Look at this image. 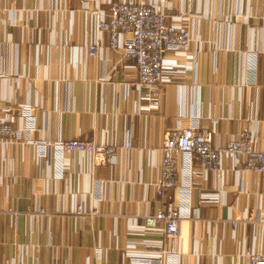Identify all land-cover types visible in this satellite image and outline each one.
<instances>
[{"label":"crops","instance_id":"obj_1","mask_svg":"<svg viewBox=\"0 0 264 264\" xmlns=\"http://www.w3.org/2000/svg\"><path fill=\"white\" fill-rule=\"evenodd\" d=\"M108 1L0 0V97L18 107L22 140L32 137L0 143V264H155L136 256L160 240L179 254L157 264H246L245 249L264 252V172L229 158L223 171L197 175L190 194L182 184L172 192L177 241L142 227L162 207L157 182L173 127H207L217 144L250 126L264 149V0H160L196 39L189 56L165 53L177 72L161 113L140 109L137 68L94 28L90 11ZM96 40L101 53L90 58ZM77 137L115 142L116 163L55 146L47 160L32 143ZM79 203L98 213H76Z\"/></svg>","mask_w":264,"mask_h":264},{"label":"built area","instance_id":"obj_2","mask_svg":"<svg viewBox=\"0 0 264 264\" xmlns=\"http://www.w3.org/2000/svg\"><path fill=\"white\" fill-rule=\"evenodd\" d=\"M88 1V0H86ZM108 9L97 8L90 11L96 32L109 34V47L120 53L125 60L133 61L138 71L134 83L140 97V109L148 113H161L166 84L171 82L177 67L165 60V53L189 56L196 42L192 29L185 24V17L175 15L160 0H109ZM264 12V11H263ZM173 17V21L169 18ZM98 40L90 41L86 50L90 58L101 53ZM191 55V54H190ZM0 71V77L2 76ZM30 105H23L25 111ZM15 105H3L0 97V143L26 145L32 140L23 141L25 128L17 125ZM29 133V132H28ZM29 135V134H27ZM42 146L41 158H51V149L55 146L63 155L79 152L88 156L96 164H114L118 159L119 146L112 141L98 142L86 137L59 140L53 142H32ZM162 178L157 182L158 194L162 197V207L156 212L144 215L143 231H155L165 235L172 242L180 236L182 211L172 200V192L180 184L188 194L198 183L197 175L207 177L210 172L223 171L226 158L233 166L242 171L264 172V149L255 139L253 129L247 126L238 137L227 143H214L209 128L177 125L168 131L162 147ZM183 167V169H181ZM67 167L63 165L65 171ZM184 177V178H183ZM204 195L202 205L208 203ZM201 207H192L194 217L200 216ZM76 213L96 214L98 209H88L83 203L75 207ZM237 226V221H232ZM152 244V243H151ZM155 252L136 256L150 263H162L166 259H175L178 252L168 249L164 240L153 243ZM246 264H264V252L253 247L244 250Z\"/></svg>","mask_w":264,"mask_h":264}]
</instances>
